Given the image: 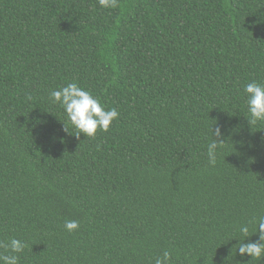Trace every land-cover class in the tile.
Instances as JSON below:
<instances>
[{"label":"trees","instance_id":"1","mask_svg":"<svg viewBox=\"0 0 264 264\" xmlns=\"http://www.w3.org/2000/svg\"><path fill=\"white\" fill-rule=\"evenodd\" d=\"M252 81L264 0H0V243L27 244L19 264H264L238 252L264 215ZM73 82L118 110L108 131L53 102Z\"/></svg>","mask_w":264,"mask_h":264},{"label":"clouds","instance_id":"2","mask_svg":"<svg viewBox=\"0 0 264 264\" xmlns=\"http://www.w3.org/2000/svg\"><path fill=\"white\" fill-rule=\"evenodd\" d=\"M103 8H115L118 0H99ZM246 94V104L250 124L264 122V83L252 81L244 86ZM53 102L58 103L66 112L68 119L79 130V133L87 137H94L98 130L108 131L114 120L119 118L116 108H106L99 97L90 90L80 87L77 83H69L67 86L50 93ZM214 139L208 145V159L212 165L216 164L218 150L222 149L225 141L223 132L219 127L211 129ZM77 134V135H78ZM249 225H254L255 233L259 234L256 242L240 243L238 252L241 256L247 254L251 258L264 257V215L253 217L248 223L240 226V232L248 237ZM65 230L73 232L80 227L79 221L66 220ZM0 247L5 248L8 254H0V264H19V256L27 247V244L17 238H12L8 243H0ZM171 252L165 250L162 255L155 258V264H171Z\"/></svg>","mask_w":264,"mask_h":264}]
</instances>
